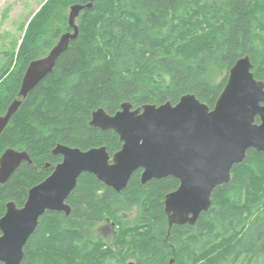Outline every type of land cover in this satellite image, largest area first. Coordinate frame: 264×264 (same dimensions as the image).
Here are the masks:
<instances>
[{
	"label": "trees",
	"instance_id": "16d2710c",
	"mask_svg": "<svg viewBox=\"0 0 264 264\" xmlns=\"http://www.w3.org/2000/svg\"><path fill=\"white\" fill-rule=\"evenodd\" d=\"M89 1H48L0 71V115L22 99L0 135V156L15 148L33 161L0 184V219L8 202L22 207L29 189L51 174L48 163L62 160L53 154L58 144L106 146L111 156L121 149L115 131L90 125L93 111L114 114L124 102L176 104L188 93L212 109L245 55L264 81V0H95L77 19L78 38L21 98L28 65L72 30L70 7ZM141 175L135 171L117 191L82 173L67 199L70 214L45 212L21 264H236L264 255V151H247L194 225H169L164 200L179 187L176 178L142 183ZM107 220L117 228L110 241L97 231Z\"/></svg>",
	"mask_w": 264,
	"mask_h": 264
},
{
	"label": "water",
	"instance_id": "95a60500",
	"mask_svg": "<svg viewBox=\"0 0 264 264\" xmlns=\"http://www.w3.org/2000/svg\"><path fill=\"white\" fill-rule=\"evenodd\" d=\"M94 1L71 6L72 30L63 33L46 56L28 65L21 98L53 71L59 56L78 38L77 18ZM252 69L249 55L238 59L212 109L188 93L176 104L167 101L133 108L124 102L114 114L103 108L93 111L90 125L115 131L123 143L121 149L111 156L106 146L82 150L58 144L53 154L62 160L46 165L52 168L51 174L29 189L22 207L14 201L7 203L0 219V263H22L25 246L46 211L70 214L67 199L84 172L117 191L126 188L139 169L142 183L172 176L180 184L165 196L169 225H194L212 206L214 189L231 181L233 167L244 161L247 151H264V81L258 80ZM21 104L22 99H15L0 115V135ZM257 117L260 122H256ZM25 161L33 162L26 150L7 149L0 157V184Z\"/></svg>",
	"mask_w": 264,
	"mask_h": 264
},
{
	"label": "rangeland",
	"instance_id": "374dc122",
	"mask_svg": "<svg viewBox=\"0 0 264 264\" xmlns=\"http://www.w3.org/2000/svg\"><path fill=\"white\" fill-rule=\"evenodd\" d=\"M48 1L50 0H0V71L5 68L10 55L17 53L25 36L27 25ZM16 62L15 57V64ZM102 226L107 227L110 233L101 232ZM116 229L114 223L107 221L100 225L97 231L99 236L110 241L116 234ZM240 261L236 264H264V255L253 259L251 263Z\"/></svg>",
	"mask_w": 264,
	"mask_h": 264
},
{
	"label": "flooded vegetation",
	"instance_id": "af4514ba",
	"mask_svg": "<svg viewBox=\"0 0 264 264\" xmlns=\"http://www.w3.org/2000/svg\"><path fill=\"white\" fill-rule=\"evenodd\" d=\"M108 221V220H107ZM107 221H105V222H107ZM105 222H103V223H105ZM102 223V224H103ZM101 224V225H102ZM100 230H101V232H103L104 234H108V233H110L108 230H107V227H104V226H102L101 228H100Z\"/></svg>",
	"mask_w": 264,
	"mask_h": 264
}]
</instances>
